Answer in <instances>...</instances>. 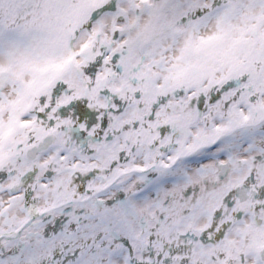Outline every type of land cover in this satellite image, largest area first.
I'll use <instances>...</instances> for the list:
<instances>
[{"label":"snow or ice","instance_id":"obj_1","mask_svg":"<svg viewBox=\"0 0 264 264\" xmlns=\"http://www.w3.org/2000/svg\"><path fill=\"white\" fill-rule=\"evenodd\" d=\"M0 264H264V0H0Z\"/></svg>","mask_w":264,"mask_h":264}]
</instances>
